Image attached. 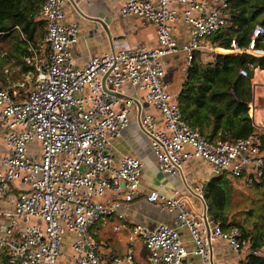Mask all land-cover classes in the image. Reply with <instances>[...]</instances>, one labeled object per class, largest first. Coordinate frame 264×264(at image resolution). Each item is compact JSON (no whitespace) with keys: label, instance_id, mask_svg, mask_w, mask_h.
Listing matches in <instances>:
<instances>
[{"label":"built area","instance_id":"1","mask_svg":"<svg viewBox=\"0 0 264 264\" xmlns=\"http://www.w3.org/2000/svg\"><path fill=\"white\" fill-rule=\"evenodd\" d=\"M65 1L43 0L39 7L45 34L26 57L34 66L26 72L29 87L23 81L0 88V252L8 263L59 264L68 245L67 264H185L189 254L200 264H219L214 244L223 240L233 264L254 258L264 264V242L257 244L236 225L224 227L207 210L204 184L184 178V191L148 192L146 200L172 214L173 222L134 224L123 255L105 257L91 231L110 215L124 220L120 205L137 196L142 159L116 160L110 141L132 111L162 172L181 176L192 158H201L213 174L264 190V68L238 70L250 79L254 130L232 140H211L192 126L165 81L167 58L183 56L186 75L194 52L214 51L207 40L226 24L228 0H123L118 14L152 23L156 45L114 44L80 67L73 59L79 28L66 21ZM177 23L188 31L182 45L172 35ZM263 35L264 26L255 24L247 46L237 51L260 57L255 44ZM154 111L162 116L161 127Z\"/></svg>","mask_w":264,"mask_h":264},{"label":"trees","instance_id":"2","mask_svg":"<svg viewBox=\"0 0 264 264\" xmlns=\"http://www.w3.org/2000/svg\"><path fill=\"white\" fill-rule=\"evenodd\" d=\"M42 1L0 0V43L4 45L0 46L4 49V54L0 56V88L8 82L3 65L18 66L20 73L33 70L34 66L26 62V57L32 55L30 46L38 47L45 34L44 20L37 16ZM228 2L230 10L226 24L211 37V41L223 49H232V41L238 48L246 47L254 25L259 23L264 26V5L256 4L254 0ZM255 45L257 49H264V35ZM250 65L264 68V58L244 52L217 53L213 61L204 62L199 52H194L176 93L184 118L211 140H232L252 132L254 127L247 107L251 98L250 79L238 73L239 68ZM226 176L209 179L205 189L208 212L224 227L236 225L243 235L252 236L257 244L264 242V203L256 208H247V216L241 220H237L235 214L229 217L233 203V178ZM255 262V258L249 260V264ZM0 264H9L7 255L2 251Z\"/></svg>","mask_w":264,"mask_h":264},{"label":"crops","instance_id":"3","mask_svg":"<svg viewBox=\"0 0 264 264\" xmlns=\"http://www.w3.org/2000/svg\"><path fill=\"white\" fill-rule=\"evenodd\" d=\"M122 3L123 0H91L90 2H86L84 0H66L64 2L66 21L75 22L79 28L78 41L73 47V59L75 66L80 67L89 58L100 56L106 52L111 51L114 44L118 46L141 45L147 48L154 47L156 45L155 26L138 16H121L120 14H118V9L122 5ZM175 7L180 8L181 4L175 3ZM112 9L116 10L118 14H115L116 16L125 19V23L119 28V30L116 31L115 35H113L112 33L111 24L109 22L111 15L106 14L110 13ZM174 27L176 32L174 30ZM148 28L152 29V31L144 33V31ZM146 35L153 39V44L147 45L145 43L144 36ZM172 35L176 39L178 44L182 45L188 37L187 27H185L183 23L174 25L172 28ZM94 37H96L97 39L105 40H107L108 38V40L106 41L107 47L103 52L89 54L86 51H79L78 44L81 38L85 41H89ZM207 41H209L211 45H214L211 41V37ZM213 48V52H207L204 50L198 51L201 59L203 60L204 58H211V60H209L208 62L213 61L214 55L217 54L215 51L217 49L216 45H214ZM218 49L226 52L232 50L235 51L238 49V47L235 45L232 49ZM258 50L260 51L259 53H263L259 54L260 57L264 58V49ZM223 52L221 54H227ZM166 62L167 70L165 78L168 73L179 74L181 78L183 77L184 74L180 69L181 65L184 62L183 56L179 55L176 57H169L166 59ZM170 62L172 63V65H170ZM260 73L264 74V71ZM178 90L179 89H177L176 92L172 91L175 98ZM153 113L156 116L157 126L161 127L163 125L162 116L156 111H154ZM110 141L112 144V152L116 160H118L122 156H137L141 158L143 162L140 176V186L138 188L137 196L130 202L122 203L119 207V211L124 213V220L118 218L113 214L108 216L105 220H103V223L100 224L105 227V230L115 232L116 238L121 239V243H123L125 247L127 246V236L134 224L142 223L148 227H154L158 222L161 221L169 224H172L173 222L172 214L160 209L157 205L146 200V195L150 190L156 189L162 193H170L174 190L184 191V178L189 183L204 184L203 192L205 196L207 183L212 176L208 177L207 174V178H204L205 175H203L200 179H198V177L196 176V171L191 170V164L195 160H199L205 164L206 162L201 158H192L184 166L183 175L181 176H172L162 172L151 152L149 139L140 130L135 120L134 111L130 113V122L128 123L126 128L119 135L112 137ZM206 165L211 171L209 165ZM211 174H213L212 171ZM253 187L255 188V186ZM189 197L192 202L198 204L197 199H195L193 196ZM116 227L117 229H115ZM180 234L184 240L189 239V236L185 229H180ZM190 245L191 243H188V247ZM214 246L216 249V259L219 264H233V262L235 261V256L223 240H218L214 244ZM191 247L192 245L189 248ZM194 258L197 259L198 264H200L199 258L191 254H189L185 258V264H195ZM65 264H67V262Z\"/></svg>","mask_w":264,"mask_h":264},{"label":"rangeland","instance_id":"4","mask_svg":"<svg viewBox=\"0 0 264 264\" xmlns=\"http://www.w3.org/2000/svg\"><path fill=\"white\" fill-rule=\"evenodd\" d=\"M254 2L258 5H264V0H254ZM240 7L241 6H236V8H240ZM106 14L111 15L109 22L111 24L112 33L113 35H115L116 31L119 30V28L125 23V19L116 16L115 14H117V12L115 9H112L110 13H106ZM176 25H178V23ZM174 30H175V27H174ZM148 31H152V29L148 28L144 31V33ZM144 37H145V43L147 45H151L154 43L153 39L150 38L148 35ZM107 40L97 39L96 37H94L92 38V40L85 41L81 38L78 44V48H79V51H86L89 54L103 52L104 49L107 47V42H106ZM0 46H4V45L0 43ZM218 48L220 47H217V49L215 50L216 53H222L223 51H221ZM237 52H238L237 50L235 51L232 50V51H226L223 53H237ZM3 54H4V49H0V56H2ZM259 54H263V53H259ZM209 60H211V58H204L202 61L208 62ZM170 65H172L171 62H170ZM2 68H3V72L8 76V80H7L8 82L5 85H2V87H7V88L9 87L10 89H13L15 83L23 82V81L25 83H28V87H29V82H28V78L26 77V73H20L18 66H11L10 64H5L3 65ZM5 70H8V72H6ZM165 79L170 84L169 89L171 92L172 91L176 92V90L179 89L180 80H181V77L179 76V74H169L168 73ZM0 142H1V136H0ZM191 170L196 171V176L198 177V179H200L203 175H205L204 178H207L206 177L207 174H208V177L209 176L214 177V176H220V175L226 176L224 173L211 174V171L207 167V165L205 163H202L199 160H195L192 162ZM231 186H232V194H233L232 196L233 203L231 204L232 212L230 213L229 217H232V215L235 214L234 216L238 218L237 220H241L243 217L247 216V212L249 211V210L248 211L246 210L247 208H256V206H258V204L260 205L261 203L263 205L264 190L260 188L259 189L254 188L253 186L247 185L238 179L231 180ZM102 223L103 221H97L91 227L93 235L95 234L94 239L100 245V252L105 257L123 255L125 253L126 247L123 243H121L122 240L116 238L115 232L105 230V227L100 225ZM63 250H64V255L58 258V261L61 264H65L67 260H69L68 245H66L63 248ZM194 263L198 264V260L195 258H194Z\"/></svg>","mask_w":264,"mask_h":264}]
</instances>
